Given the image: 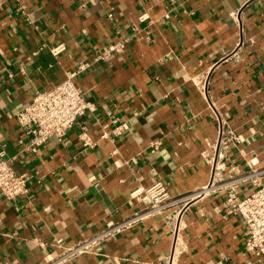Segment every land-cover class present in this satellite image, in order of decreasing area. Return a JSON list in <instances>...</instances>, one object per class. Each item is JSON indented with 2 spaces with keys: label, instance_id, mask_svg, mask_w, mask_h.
<instances>
[{
  "label": "crops",
  "instance_id": "1",
  "mask_svg": "<svg viewBox=\"0 0 264 264\" xmlns=\"http://www.w3.org/2000/svg\"><path fill=\"white\" fill-rule=\"evenodd\" d=\"M83 62L74 81L93 109L25 150L15 113ZM217 115L239 137L226 154ZM0 151L31 175L28 193L0 191V264L50 258L55 237L72 244L141 209L130 192L157 180L163 209L64 264H264L226 202L264 169V0H0Z\"/></svg>",
  "mask_w": 264,
  "mask_h": 264
},
{
  "label": "built area",
  "instance_id": "2",
  "mask_svg": "<svg viewBox=\"0 0 264 264\" xmlns=\"http://www.w3.org/2000/svg\"><path fill=\"white\" fill-rule=\"evenodd\" d=\"M141 17H145V14H142ZM123 46L124 40L112 42L106 47L103 54L120 51ZM65 48L64 43H58L51 46L50 51L57 55ZM87 65L88 62H83L77 67L67 70L63 80L49 89L36 91L25 107L15 113L18 126L29 138L25 144V150L35 152L50 137L60 139L79 116L83 115L87 110L93 109V103L84 97L81 88L74 81L76 74L86 68ZM216 119L219 124L216 146L222 149L221 153L226 154L227 148L239 137L233 134L232 129L224 126L219 115L216 116ZM79 138L84 145L93 144L85 129L81 131ZM214 162L215 166H217L215 159H213ZM255 173L257 176L251 177ZM261 175H264V169L242 174L240 176L241 179L247 180L250 177L252 189L239 195L237 186L230 184L226 187V202L229 210L237 212L244 225V250L264 260V179ZM30 176L28 172L17 171L4 158V152L0 151V191L6 198L13 199L18 195L28 193ZM213 182L212 178L206 187H211ZM130 195L132 198L144 199L147 202L141 209L106 225L72 244L65 242L62 237H55L51 242L55 253L38 264H64L79 255L91 252L102 241L130 228L150 214L159 212L170 199L168 188L161 180L154 181L147 186L137 185L132 189ZM41 243L43 244V241ZM212 264L233 263L219 260Z\"/></svg>",
  "mask_w": 264,
  "mask_h": 264
}]
</instances>
